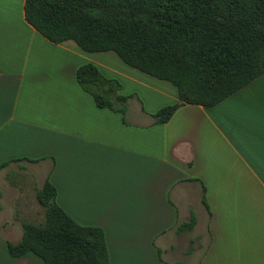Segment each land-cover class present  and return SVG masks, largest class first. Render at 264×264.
Here are the masks:
<instances>
[{
  "label": "crops",
  "instance_id": "crops-1",
  "mask_svg": "<svg viewBox=\"0 0 264 264\" xmlns=\"http://www.w3.org/2000/svg\"><path fill=\"white\" fill-rule=\"evenodd\" d=\"M25 2L0 0V264H44L12 257L8 242L22 239L26 196L47 180L69 216L104 230L110 264H264V74L156 124L179 102L170 82L115 52L48 40ZM86 64L120 82L125 116L80 87Z\"/></svg>",
  "mask_w": 264,
  "mask_h": 264
},
{
  "label": "trees",
  "instance_id": "trees-1",
  "mask_svg": "<svg viewBox=\"0 0 264 264\" xmlns=\"http://www.w3.org/2000/svg\"><path fill=\"white\" fill-rule=\"evenodd\" d=\"M25 18L54 43L115 52L128 66L170 82L179 102L160 109L156 124L185 104L214 107L264 74V0H26ZM76 78L99 108L126 115L131 97L120 94L119 81L94 64L80 67ZM56 198L49 180L37 189L45 222H23L22 239L8 242L10 255L33 253L44 264H110L104 230L79 224ZM195 223L193 217L181 230Z\"/></svg>",
  "mask_w": 264,
  "mask_h": 264
},
{
  "label": "rangeland",
  "instance_id": "rangeland-1",
  "mask_svg": "<svg viewBox=\"0 0 264 264\" xmlns=\"http://www.w3.org/2000/svg\"><path fill=\"white\" fill-rule=\"evenodd\" d=\"M26 198H28L29 200V203H28L29 211H28V215L26 212L24 213V216L26 215V218H24L22 222H29V223H34V224L44 223L45 222L44 211L36 199V194L35 195L28 194ZM18 214L22 215L23 212H20Z\"/></svg>",
  "mask_w": 264,
  "mask_h": 264
}]
</instances>
